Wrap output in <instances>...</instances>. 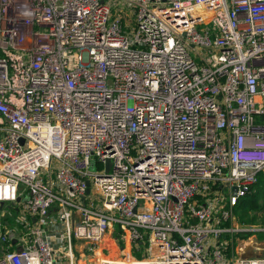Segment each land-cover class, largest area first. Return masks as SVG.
Here are the masks:
<instances>
[{"label": "built area", "instance_id": "built-area-1", "mask_svg": "<svg viewBox=\"0 0 264 264\" xmlns=\"http://www.w3.org/2000/svg\"><path fill=\"white\" fill-rule=\"evenodd\" d=\"M260 173L264 0H0V264H264Z\"/></svg>", "mask_w": 264, "mask_h": 264}, {"label": "rangeland", "instance_id": "rangeland-1", "mask_svg": "<svg viewBox=\"0 0 264 264\" xmlns=\"http://www.w3.org/2000/svg\"><path fill=\"white\" fill-rule=\"evenodd\" d=\"M94 162V161H93ZM95 163V162H94ZM97 170V168H96V166L95 165H93L92 167H91V171H96ZM258 205H259V207L262 209V210H260L259 209V207H258V209H256V210H253V211H250L249 213H248V215H246V216H241V214H242V212H238L237 213V215H236V218H235V224L236 225H238V226H240V227H242L244 224H245V226H258V225H261L262 223H263V219H264V200H260L259 202H258ZM251 219V221H246V220H250ZM252 219H254V221L252 222ZM242 220L243 221H245V222H242ZM250 235H256V239L258 240V241H261L262 240V235H259V234H250ZM112 251L114 250V248H113V246H112V248H110ZM140 254H142V252L140 253ZM143 255H139V258H141ZM134 257L135 258H137V259H139L138 257H136L135 255H134ZM91 258V257H90ZM90 260H93V257H92V259H90ZM85 262V261H84Z\"/></svg>", "mask_w": 264, "mask_h": 264}, {"label": "trees", "instance_id": "trees-1", "mask_svg": "<svg viewBox=\"0 0 264 264\" xmlns=\"http://www.w3.org/2000/svg\"><path fill=\"white\" fill-rule=\"evenodd\" d=\"M258 177H259L258 181H259V183L262 184L263 189L259 190L257 193L251 194V195L247 196L246 198L239 201L237 211L242 212L241 216H246V215H248V213L250 211L258 209V207H259L258 202L260 200H264V174L260 173ZM259 209H260V207H259ZM237 211H236V213H238ZM246 221L249 222V221H251V219L246 220ZM253 221H254V219H252V222ZM262 221L264 222V219ZM242 222H245V221L242 220ZM262 237L264 238V236H262Z\"/></svg>", "mask_w": 264, "mask_h": 264}, {"label": "water", "instance_id": "water-1", "mask_svg": "<svg viewBox=\"0 0 264 264\" xmlns=\"http://www.w3.org/2000/svg\"><path fill=\"white\" fill-rule=\"evenodd\" d=\"M110 168V163L109 162H107V170ZM87 184V187L89 186V183L87 182L86 183ZM89 192V189H87V193Z\"/></svg>", "mask_w": 264, "mask_h": 264}, {"label": "bare ground", "instance_id": "bare-ground-1", "mask_svg": "<svg viewBox=\"0 0 264 264\" xmlns=\"http://www.w3.org/2000/svg\"><path fill=\"white\" fill-rule=\"evenodd\" d=\"M109 248H112V245H109ZM100 254V253H99ZM102 257H100L101 259ZM81 264H84V261L81 262Z\"/></svg>", "mask_w": 264, "mask_h": 264}, {"label": "crops", "instance_id": "crops-1", "mask_svg": "<svg viewBox=\"0 0 264 264\" xmlns=\"http://www.w3.org/2000/svg\"><path fill=\"white\" fill-rule=\"evenodd\" d=\"M260 210H262L261 208H260ZM82 262V261H81ZM81 262H80V264H81ZM84 264H85V262H84Z\"/></svg>", "mask_w": 264, "mask_h": 264}]
</instances>
